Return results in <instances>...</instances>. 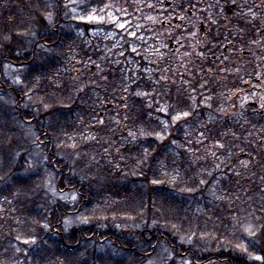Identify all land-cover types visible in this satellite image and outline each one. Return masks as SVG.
<instances>
[{"label":"trees","instance_id":"obj_1","mask_svg":"<svg viewBox=\"0 0 264 264\" xmlns=\"http://www.w3.org/2000/svg\"><path fill=\"white\" fill-rule=\"evenodd\" d=\"M193 1L114 47L108 0H0V264H264V74L175 68Z\"/></svg>","mask_w":264,"mask_h":264},{"label":"flooded vegetation","instance_id":"obj_2","mask_svg":"<svg viewBox=\"0 0 264 264\" xmlns=\"http://www.w3.org/2000/svg\"><path fill=\"white\" fill-rule=\"evenodd\" d=\"M177 22L186 23L187 30L195 36L194 58L202 57L201 51H205L213 61L211 67L200 65V72L217 69L243 75L264 74V51H258V43H264V0H195L187 9V17ZM178 44L179 47L181 42ZM245 80L247 92L262 90L259 85L263 80ZM251 111L263 114L259 106Z\"/></svg>","mask_w":264,"mask_h":264},{"label":"rangeland","instance_id":"obj_3","mask_svg":"<svg viewBox=\"0 0 264 264\" xmlns=\"http://www.w3.org/2000/svg\"><path fill=\"white\" fill-rule=\"evenodd\" d=\"M152 1L153 0H108L107 4L103 5L102 8L90 10L87 14L86 19L88 22H102L104 24H107L108 26V28L106 29L104 27L92 29L90 33L91 36L101 38L103 42H110L112 46L118 47L121 46L123 34H130L131 36H134L137 31L141 30L144 26V23L139 19V12H141L146 22H171L173 18V13L169 9V7H171V5L169 4L171 0H160L162 3L160 6V12L156 15L152 14V12H148L147 10H145L146 6L151 4ZM70 6L76 11L80 7L79 2L77 1L70 2ZM80 15L83 16V13L81 11ZM176 17L179 20L181 15L176 14ZM112 25H115L116 28H110ZM182 28L184 30V33L180 34L181 36L173 38L176 44L181 42V45L170 54L171 57L174 59V62L176 61L177 63L175 65V68L179 71L191 68V60L194 57L192 49L193 47L197 46V42L195 41V36L193 35V33L187 30V27ZM151 30L153 31V36L155 38H159L158 42H160V47L162 46L165 49H168L169 38L167 37V32L171 31L170 28L151 27ZM177 30L178 29L174 30V33ZM118 32H121L122 34L120 35L118 34ZM165 34L166 37L163 39V36ZM262 85L263 82L259 85V87H264ZM249 101L258 102L260 110H264V92L261 91V89L251 91L246 94V97L243 101L244 108H246V103ZM189 135L192 137L195 136L198 141L201 140L204 136L201 132V129L199 128H197V130L195 131H190ZM181 264L193 263L185 261Z\"/></svg>","mask_w":264,"mask_h":264},{"label":"water","instance_id":"obj_4","mask_svg":"<svg viewBox=\"0 0 264 264\" xmlns=\"http://www.w3.org/2000/svg\"><path fill=\"white\" fill-rule=\"evenodd\" d=\"M173 48V41L172 40H170L169 41V49H172ZM258 105H257V103H255V102H250V103H248L247 104V107L249 108V109H254V108H256ZM108 107H110V106H108Z\"/></svg>","mask_w":264,"mask_h":264},{"label":"snow or ice","instance_id":"obj_5","mask_svg":"<svg viewBox=\"0 0 264 264\" xmlns=\"http://www.w3.org/2000/svg\"><path fill=\"white\" fill-rule=\"evenodd\" d=\"M185 115H187V114L185 113Z\"/></svg>","mask_w":264,"mask_h":264}]
</instances>
